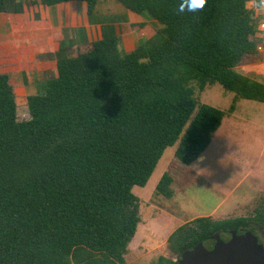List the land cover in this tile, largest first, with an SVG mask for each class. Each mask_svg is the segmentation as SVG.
Masks as SVG:
<instances>
[{"label":"trees","instance_id":"16d2710c","mask_svg":"<svg viewBox=\"0 0 264 264\" xmlns=\"http://www.w3.org/2000/svg\"><path fill=\"white\" fill-rule=\"evenodd\" d=\"M71 1L84 3L100 39L88 42L76 28L59 40L56 75L26 98L27 120H16L0 74V264H124L139 223L131 188L143 187L175 144L176 162L195 161L234 109L197 105L190 85L201 92L217 84L234 100L264 103V84L235 72L255 54L246 0H207L195 14L178 13L181 0H113L161 25L130 52L119 48L116 18L96 15L97 0L29 4L44 10ZM7 12H23L22 4L0 0ZM171 184L163 173L153 196L171 198ZM263 219L264 208L252 221L195 218L168 234V250L179 256L214 233H253Z\"/></svg>","mask_w":264,"mask_h":264},{"label":"rangeland","instance_id":"374dc122","mask_svg":"<svg viewBox=\"0 0 264 264\" xmlns=\"http://www.w3.org/2000/svg\"><path fill=\"white\" fill-rule=\"evenodd\" d=\"M10 1L22 4L23 12L0 13V74L8 77L16 120L22 121L28 119L26 98L41 94L39 85L55 76L49 55L57 21L55 14L61 16L62 26L65 23L61 36L67 37L75 35L73 29L78 27L81 16L78 7L67 4L59 6L56 13L54 8L41 10L29 4L37 0ZM97 1V12H105L106 16L115 14L122 51L121 43L143 41L161 28L146 16L128 14L113 0ZM140 23L142 27L137 26ZM87 33L88 42L97 39L95 27H88ZM259 57L256 54L244 60L235 72L264 84V56L263 61ZM190 87L197 105L226 111L234 103V109L213 134L201 161L179 164L173 158L175 144L163 151L145 185L131 188L138 200L139 223L127 246L124 264H152L158 257L173 262L178 255L168 250L166 238L175 228L200 217H242L252 221L264 208V103L234 100L232 93L217 84L206 86L201 92L195 84ZM193 164L197 165L195 169ZM163 173L172 177L169 199L152 194ZM227 194L228 200L213 213Z\"/></svg>","mask_w":264,"mask_h":264},{"label":"water","instance_id":"95a60500","mask_svg":"<svg viewBox=\"0 0 264 264\" xmlns=\"http://www.w3.org/2000/svg\"><path fill=\"white\" fill-rule=\"evenodd\" d=\"M176 264H264V250L248 231L214 233L204 243L182 252Z\"/></svg>","mask_w":264,"mask_h":264},{"label":"crops","instance_id":"0c3cea01","mask_svg":"<svg viewBox=\"0 0 264 264\" xmlns=\"http://www.w3.org/2000/svg\"><path fill=\"white\" fill-rule=\"evenodd\" d=\"M98 2V1H97ZM69 5V7H78L79 8V11H80V18H79V20H77V22H78V27L77 28H82L83 30H84V32H85V36L87 37V38H89L88 36V33H87V29H88V27H91L92 29H93V27H95L96 28V30H97V39H95V40H98V39H100V30H99V25H89L88 23H87V19H86V14H85V5H84V3H82V2H79V3H76V2H74V1H71V2H67V3H62V4H58V5H56V6H54V7H52V8H54V10L56 11V13H58V11H59V9H60V7L59 6H62V5ZM82 4V5H81ZM95 7L98 9V4L96 3V5H95ZM47 10H49L50 8H46ZM45 9V10H46ZM123 10V9H122ZM123 11H125V10H123ZM95 13H96V15L97 16H100V17H105L107 14H105V12H102V11H96L95 10ZM128 14H132V13H130V12H127ZM62 15V14H61ZM115 14H113V17H115L114 16ZM134 15V14H133ZM55 16H56V18H57V21H56V27H55V29L53 30V33H54V36L52 37L53 39H52V43H51V53H49V55L51 54V57H52V54L56 51V49H57V46H58V42H59V40L63 37V36H61V28L65 25V23H64V25L62 26V21H61V16L59 17L58 16V14H55ZM109 16H112V15H109ZM64 17L66 18V16L64 15ZM107 17V16H106ZM80 26V27H79ZM114 26H115V24H114ZM75 29H73V31H74ZM94 40V41H95ZM47 44H50V43H47ZM122 44V47H123V51L124 52H130V51H132L133 49H134V47L137 45V43H121ZM254 55H256V53L254 54ZM254 55H252V56H254ZM259 56L261 57H259V60L261 61L262 60V57L264 56L263 54H259ZM251 56H249V57H247V58H244L243 59V61L245 60V61H247V59H249ZM53 60V59H52ZM242 61V64L243 63H245V61L243 62ZM263 61V60H262ZM53 70H54V74L56 75V73H55V66H54V60H53ZM55 77V76H54ZM53 77V78H54ZM224 119V118H223ZM222 119V120H223ZM222 122V121H221ZM201 156H202V154H201ZM201 156H199L195 161H193V162H196V163H198L199 161H201L202 160V157ZM200 158V159H199ZM172 185V184H171ZM228 197H229V194H227L226 196H224V198H222L221 200H220V202L216 205V207L214 208V211H213V213L215 212V211H218V208L220 207V206H222L227 200H228ZM209 218H211V219H215V220H222V219H225V217H214V218H212V217H209Z\"/></svg>","mask_w":264,"mask_h":264},{"label":"clouds","instance_id":"9594fccd","mask_svg":"<svg viewBox=\"0 0 264 264\" xmlns=\"http://www.w3.org/2000/svg\"><path fill=\"white\" fill-rule=\"evenodd\" d=\"M206 4L207 0H181L177 11L178 13H184L187 10V12L195 14L204 10ZM244 9L253 14H262L264 13V0H246ZM192 167L195 169L197 165L193 164Z\"/></svg>","mask_w":264,"mask_h":264},{"label":"built area","instance_id":"2783aa9c","mask_svg":"<svg viewBox=\"0 0 264 264\" xmlns=\"http://www.w3.org/2000/svg\"><path fill=\"white\" fill-rule=\"evenodd\" d=\"M250 13L255 30L254 33L249 37V39H251L255 43V53L264 55V13Z\"/></svg>","mask_w":264,"mask_h":264},{"label":"flooded vegetation","instance_id":"af4514ba","mask_svg":"<svg viewBox=\"0 0 264 264\" xmlns=\"http://www.w3.org/2000/svg\"><path fill=\"white\" fill-rule=\"evenodd\" d=\"M255 227H256L255 231H257V232H255L254 229H253V233H251L249 230H244L242 232L248 231L251 234H253L255 236L257 242L262 246V248L264 250V219L262 220V222L259 225L255 226ZM242 232H240V233H242Z\"/></svg>","mask_w":264,"mask_h":264}]
</instances>
